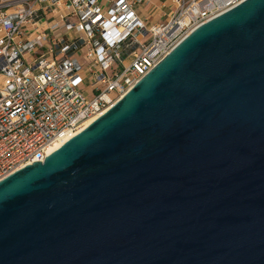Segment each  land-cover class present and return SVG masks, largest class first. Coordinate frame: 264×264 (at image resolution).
Listing matches in <instances>:
<instances>
[{
	"label": "water",
	"instance_id": "1",
	"mask_svg": "<svg viewBox=\"0 0 264 264\" xmlns=\"http://www.w3.org/2000/svg\"><path fill=\"white\" fill-rule=\"evenodd\" d=\"M0 264H264V0L2 179Z\"/></svg>",
	"mask_w": 264,
	"mask_h": 264
},
{
	"label": "built area",
	"instance_id": "2",
	"mask_svg": "<svg viewBox=\"0 0 264 264\" xmlns=\"http://www.w3.org/2000/svg\"><path fill=\"white\" fill-rule=\"evenodd\" d=\"M241 1L0 0V181L44 161L197 27ZM147 7L166 19L150 24L139 14Z\"/></svg>",
	"mask_w": 264,
	"mask_h": 264
},
{
	"label": "crops",
	"instance_id": "3",
	"mask_svg": "<svg viewBox=\"0 0 264 264\" xmlns=\"http://www.w3.org/2000/svg\"><path fill=\"white\" fill-rule=\"evenodd\" d=\"M162 2H164V0H161V2L159 0H154V3H156V4H160V3L162 4ZM161 8L164 10V12H169V8H167L165 5H164V7H161ZM153 11L156 12V10H152L151 13ZM160 11H161V9H160ZM151 13L150 14L147 13L145 8L141 9L139 11V14H140L141 17H143V18H145L146 16H150L151 17L150 24H153L154 22H158V21H162V20L166 19V18H163V17H166V16H162L163 14L161 16L157 15L158 17H155V15H151ZM158 13H159V11L156 12V14H158Z\"/></svg>",
	"mask_w": 264,
	"mask_h": 264
},
{
	"label": "bare ground",
	"instance_id": "4",
	"mask_svg": "<svg viewBox=\"0 0 264 264\" xmlns=\"http://www.w3.org/2000/svg\"><path fill=\"white\" fill-rule=\"evenodd\" d=\"M93 120L90 119L88 120L84 127H81L80 129L82 130L83 128H85L88 124H90ZM77 133V132H76ZM74 132H71L69 134H67L65 137H63L62 139H60L56 144H54L50 149L49 152H51L52 150L56 149L57 147L61 146L63 143H65L72 135H74Z\"/></svg>",
	"mask_w": 264,
	"mask_h": 264
},
{
	"label": "rangeland",
	"instance_id": "5",
	"mask_svg": "<svg viewBox=\"0 0 264 264\" xmlns=\"http://www.w3.org/2000/svg\"><path fill=\"white\" fill-rule=\"evenodd\" d=\"M145 9H146V12L149 13V14H150L151 11H152L151 7H147V8H145ZM156 12H157V11H156ZM156 12L153 11V12L151 13V15H155V17H158L157 15L160 16V12H159L158 14H156ZM87 95L90 96V94H89L88 92H87Z\"/></svg>",
	"mask_w": 264,
	"mask_h": 264
}]
</instances>
